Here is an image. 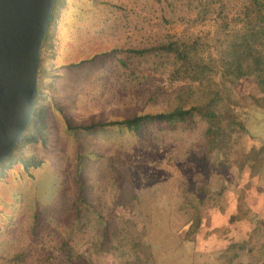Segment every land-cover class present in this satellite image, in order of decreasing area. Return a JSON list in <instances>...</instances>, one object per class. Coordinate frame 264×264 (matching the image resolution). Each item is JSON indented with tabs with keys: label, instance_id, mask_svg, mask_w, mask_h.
<instances>
[{
	"label": "rangeland",
	"instance_id": "1",
	"mask_svg": "<svg viewBox=\"0 0 264 264\" xmlns=\"http://www.w3.org/2000/svg\"><path fill=\"white\" fill-rule=\"evenodd\" d=\"M258 2L63 0L38 89L45 136L22 147L40 165L0 173V264H264V105L253 78L221 85L220 74L231 40L264 41ZM170 39L189 44L201 83L170 53L128 51ZM208 85L234 122L211 152L194 110ZM177 106L137 130L67 124Z\"/></svg>",
	"mask_w": 264,
	"mask_h": 264
},
{
	"label": "trees",
	"instance_id": "2",
	"mask_svg": "<svg viewBox=\"0 0 264 264\" xmlns=\"http://www.w3.org/2000/svg\"><path fill=\"white\" fill-rule=\"evenodd\" d=\"M253 4L258 5V0H250ZM63 5V0H55V5L49 20L48 28L44 36L43 47L41 51L40 65H39V74H38V89H40L45 84L46 74L44 72L43 62L45 59V54L48 52V49H51L52 38H53V22L56 20V14L58 13L59 8ZM260 35L263 36L264 40V26L259 28ZM257 32H252L249 34V38H246L242 41H232L227 46L225 50V56L220 58V74H221V85L227 81L233 83L239 79H249L253 78L257 87V90L260 93L259 102L264 105V41L256 40L254 35ZM128 51L144 54L146 52H152L153 54L158 51H164L166 53L172 54L176 59L180 60L182 66H190V78L192 80H197L198 83H201L203 75L202 68L194 69L190 58L192 49L183 40L175 39L168 40L164 44H157L150 48L143 49H130ZM104 53V52H101ZM100 53L93 54L88 59H82L78 62H72L71 65H80L83 63L91 62L96 59ZM203 67V66H202ZM205 68V66L203 67ZM210 89V85H208ZM43 96L40 95L37 98L36 102V111L33 113L29 123L27 124L25 131L13 149L9 158L5 159L0 163V173L5 174V172L10 169L13 163L20 162V166L28 170L30 167H38L40 165V160H38L33 155L26 154L22 147L30 143L36 142L38 140H43L46 132V122H45V105L43 103ZM219 99L220 93L218 89H210V95H205V99L194 105V110L200 114L203 119L208 123V128L206 129V144L208 151L212 150H223L225 148V139L230 138V133L226 131L225 127L228 125L232 126L234 124L233 119H228L226 124L224 122V117L227 116V112L219 108ZM182 109L181 106H177L170 111H139V110H129L128 113L124 114L119 119L111 120H95L89 123H76L69 124V128L79 129L82 131L92 130L95 128H103L107 126H118V127H128L138 129L140 126L145 124H153L159 121L167 120L171 118L172 115L176 114ZM225 124V125H223ZM72 126V127H71ZM225 153V150H224ZM262 159V158H261ZM79 170V169H78ZM77 181V190L76 196L77 199L81 202L84 201L82 198V180L80 174L76 175ZM197 220V219H196ZM196 223V222H195ZM65 256L67 259H71L73 255L72 248L63 240ZM62 244V245H63ZM136 245V243H134ZM238 249H243L242 245H236ZM23 252H17L11 256V260H21ZM22 261V260H21ZM61 264V263H59ZM67 264V263H65Z\"/></svg>",
	"mask_w": 264,
	"mask_h": 264
},
{
	"label": "water",
	"instance_id": "3",
	"mask_svg": "<svg viewBox=\"0 0 264 264\" xmlns=\"http://www.w3.org/2000/svg\"><path fill=\"white\" fill-rule=\"evenodd\" d=\"M55 0H0V163L36 110L41 51Z\"/></svg>",
	"mask_w": 264,
	"mask_h": 264
}]
</instances>
